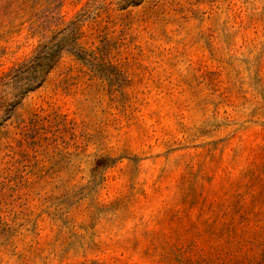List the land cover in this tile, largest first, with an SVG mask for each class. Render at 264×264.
Wrapping results in <instances>:
<instances>
[{
  "label": "rangeland",
  "instance_id": "rangeland-1",
  "mask_svg": "<svg viewBox=\"0 0 264 264\" xmlns=\"http://www.w3.org/2000/svg\"><path fill=\"white\" fill-rule=\"evenodd\" d=\"M0 264H264V0H0Z\"/></svg>",
  "mask_w": 264,
  "mask_h": 264
},
{
  "label": "trees",
  "instance_id": "trees-1",
  "mask_svg": "<svg viewBox=\"0 0 264 264\" xmlns=\"http://www.w3.org/2000/svg\"><path fill=\"white\" fill-rule=\"evenodd\" d=\"M52 66L51 62H47L45 60H42V62L38 65L36 69V77L37 79L40 78L42 74L48 71V69Z\"/></svg>",
  "mask_w": 264,
  "mask_h": 264
}]
</instances>
